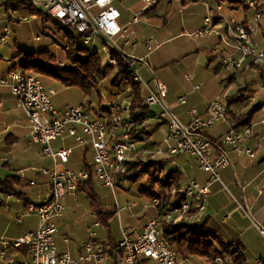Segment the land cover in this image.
I'll use <instances>...</instances> for the list:
<instances>
[{
    "label": "built area",
    "instance_id": "1",
    "mask_svg": "<svg viewBox=\"0 0 264 264\" xmlns=\"http://www.w3.org/2000/svg\"><path fill=\"white\" fill-rule=\"evenodd\" d=\"M34 8L46 12L52 19L75 32L82 37L83 44L91 52H97L96 40L102 41L108 46V52L114 50L117 53L126 54L123 47L133 46L135 32L130 28L140 23L138 13L128 26H121L120 11L114 6L116 0H24ZM145 9L158 3L157 0H143ZM203 1V0H193ZM246 7L254 11V23L245 26L235 19H224L221 22L226 33L221 34L222 41L229 49L241 55L237 62L233 57H222L223 63L228 69L240 68L244 61L251 59L252 63L259 67L263 77L261 87L263 98L260 103L264 112V51L257 48L255 36L258 32L264 34V3L249 0ZM27 17L20 15V11L11 10L8 13L0 12V45L8 44L11 37V26L26 21ZM212 18L207 17L204 21L205 28L199 30L198 36L214 34L210 31ZM149 39L145 45L148 51L153 52ZM215 54L217 51H214ZM149 57V55H146ZM129 71L133 74V80L141 83L138 71V63L146 58H137L128 55ZM112 66L116 61L110 59ZM63 67L62 63H59ZM192 81L190 75L186 76ZM198 85L194 90H199ZM149 92L145 98V104L151 108L162 106L164 109L159 114V121H165L168 133L163 142L151 150L144 148L137 150V143L129 140L135 130L131 118V101L117 98L116 101L108 102L106 115L93 117L90 109L85 105L59 111L53 104L54 92L47 89L40 76L29 74L20 70L11 69L8 74L0 79V90L9 89L28 120L31 129V143L43 147L46 155L52 157L61 164H68L72 149L60 148L54 150L52 143L58 140L74 139L78 147L90 146L94 151L91 173L88 171L57 170L44 171L49 176L52 186L50 197L41 205H28L25 213L34 214L39 219V227L35 232L28 233L14 241L16 248L26 247L29 250L31 260L26 264H84L85 262H101L109 250L102 248L93 240L96 236L94 231L89 232V240L83 245L84 253L78 259H73L69 254H59L55 245V237L58 233V221L63 216L65 206L63 201L67 196L78 197L80 186L86 184L90 178L101 186L115 191L117 176L126 172V162L146 156L147 159L157 160L167 155L170 165H176L174 159L182 155L195 158L199 169L210 176L207 186H202L197 181H190L182 188L184 201L174 212H169L163 219H152L145 230L135 237L124 232L117 249H111L115 254L117 264H180L178 252L170 247L162 238V221H171L175 215L178 220H186L192 223L202 222L205 214L204 197L209 195V185L220 182V172L231 166L226 156V149L231 148L238 155H247L254 158V153L246 149L244 143L253 136V126H248L241 131L230 129L222 138L221 142H213L207 136L210 129L221 122H226L228 110L226 100L217 98L212 101L205 115H200L197 110L191 109L189 114L191 122L182 124L166 107L165 101L168 95L167 86L159 80L154 86L144 85ZM181 105L187 104V98L178 99ZM150 120L143 123L148 127ZM219 143V144H217ZM216 152L218 154H216ZM173 189L172 195H176ZM158 200L152 201V206L157 207ZM94 224V228L99 227ZM261 234L264 229L259 226ZM185 258L182 264L188 263ZM212 264H234L230 258L219 257ZM7 264H16L8 260ZM256 264H264L256 260Z\"/></svg>",
    "mask_w": 264,
    "mask_h": 264
},
{
    "label": "crops",
    "instance_id": "2",
    "mask_svg": "<svg viewBox=\"0 0 264 264\" xmlns=\"http://www.w3.org/2000/svg\"><path fill=\"white\" fill-rule=\"evenodd\" d=\"M157 1L158 5L154 6V10H148L143 14L148 15V19H145L146 21L154 18L152 20L156 22V30L161 29L166 33L169 31L172 35L177 32L175 31L177 29L176 27H180V33L173 34L169 40L182 36V32L184 33L186 30L185 27L197 21L194 14L198 10L201 11L202 24L196 31L200 30L207 17H211L212 25L210 31L213 30V32H216L199 37L198 41L200 45L194 53V57L198 60L201 51L203 50L205 52L204 61L206 71H204V74L210 81L206 82L203 90H194L198 85L203 86L202 82L197 80L198 70L201 66L194 67V75H186H190L193 78L192 81L186 79V82L189 84L192 82L189 97L184 94V87L178 79H173L166 83L159 80L168 89V95L165 101L166 107L182 124L187 125L191 122V116L189 114L191 109L197 110L201 116L205 115L207 107L212 101L223 97L229 100L235 99L244 88L246 90L245 94L249 96L247 105L229 108L230 115L239 116L247 112L252 105L261 102L260 100L263 98L261 90L263 77L260 75L259 70L251 67L250 59L244 61L241 67L235 70L224 68L225 65L221 63V57L223 56L226 58L233 57L237 62L241 59L239 53H236L226 46L219 33H226L225 28L221 26L223 25L221 22L224 19H235L237 22L250 24L249 22L252 21L254 11L246 7V3L249 0H240L242 4L219 3L218 0H203L199 2L193 0ZM256 1L258 3H264V0ZM118 3L130 6L135 15L145 11V3L143 0H116L114 3L116 8ZM171 7H175V10L178 9L177 14H175L176 12L171 14ZM183 13L184 18H182ZM20 15L27 16L28 14L20 12ZM178 15H180V19L177 22L175 20ZM119 23L121 26H128L131 22L122 19L121 13ZM150 38L153 39V37ZM255 40L258 46L257 48L264 51L261 48L263 44L257 35L255 36ZM153 41L155 40L153 39ZM5 46L7 44L0 45V59H5L13 54V50L10 49L7 51V47ZM132 47V52L126 54L141 59L142 57H139L136 53L138 44L135 43V40H133ZM6 51L8 56L3 54ZM214 51H217L216 54ZM221 53L222 56L218 58V55ZM2 54L3 57L1 56ZM24 54L26 53L19 50V52L16 51L15 55L13 54V57L21 58V61H23ZM15 66L18 65H13V67ZM6 68L0 66V79L4 78L11 70L7 71ZM216 68L217 71H215ZM218 82L221 85H217ZM44 85L47 89L55 92L52 85ZM141 85L146 90L144 83L142 84V80ZM61 87L62 89H66L62 85ZM150 87L152 88V86ZM197 92L201 93L198 95L196 94ZM147 93L149 95L148 91ZM182 97H187V104L181 105L178 103V99ZM78 106L80 105H76L75 107ZM55 107L59 111L73 108L67 106ZM157 107L158 109L156 111L151 110L156 115H159L164 108L162 106ZM0 110V180L16 176L20 178L22 185L19 187V192L22 194L21 197L0 194V264H7L8 260H12L16 264H26L31 260L29 250L26 247L16 248L13 246V243L28 233L35 232L39 227L38 217L34 214L25 213V209L28 205L38 206L50 197L52 186L49 176L44 174V171H54L55 169L71 170L74 172L83 171L87 165H92L94 151L90 146L78 147L74 139L55 141L52 143V148L55 151L60 148L72 149L69 163L61 164L46 155L42 146L31 143L30 123H28L24 111L18 107L17 101L9 89L0 90ZM98 116L102 117L103 115L98 112ZM160 122L162 121H157L156 124ZM164 126L168 131L167 123H164ZM219 126H225L223 132H219ZM232 126L234 124L231 116H229L226 122L218 123L214 128L210 129L207 136L213 142H221L222 138L229 132ZM251 126H253V136L243 146L254 153V158H250L247 155H238L231 148L226 149V156H228L231 166L224 168L220 172V182H213L209 185V195H206L203 199L205 214L202 221L205 223L206 230L217 236L224 243L241 242L246 250L245 257L247 264H256V260L264 262V249H260L256 245L250 234L252 228H255L262 240H264V234L262 235L259 230V226L264 229V112L262 110L254 115ZM217 127L219 128L216 129ZM212 131L213 135L210 134ZM154 136L148 141L152 143L151 145L145 143L147 144L146 147L151 150H155L158 146V143L153 140ZM23 139L29 142V146L33 145L36 147L34 150L39 157L38 165L40 167L38 170L33 168V175L29 178L26 176L27 169L23 170L13 167L17 169V175L11 174L12 166L10 157L16 152L18 145ZM216 154L218 153L216 152ZM90 158L91 161L89 162ZM176 158H180V161L177 162ZM159 160L167 161L160 158L157 159V161ZM174 161L176 165L173 166L175 167L173 170L179 171L182 174L181 188L185 187L187 185L186 183L190 181H197L202 186L208 185L210 176L199 169L194 157L182 155L175 157ZM95 183L98 182L94 181L96 188ZM101 187L104 190H109L113 197V200L109 197V199L106 198L104 201L96 190L97 195L107 210L115 208V214L109 221V225L107 227L100 225L94 228V224L99 221L88 196L84 192L80 191L76 199L73 196H67L63 201L65 210L63 216L58 221V233L55 237V245L59 254H69L73 259L80 258L84 253L83 245L89 240L88 234L91 230L96 234L93 241L102 248L109 250V252L101 262L89 261L84 264H117L118 257L112 254L110 250L115 249L113 245L116 244L117 246L118 242L123 239L124 232L135 237L145 230L152 219L158 217L157 208L152 206V200L148 199L145 194H141L142 189L139 190L136 196L129 197L127 195L124 200V206H120L121 204L118 200L119 197L116 189L112 191L109 188ZM107 199L112 201L111 205ZM113 203L115 204L113 205ZM127 209L128 212L125 213L124 210ZM258 256L260 258H257L255 262L250 261L251 257L256 258ZM179 263L182 264L181 259ZM185 264L212 263H209L205 258L190 257L189 262Z\"/></svg>",
    "mask_w": 264,
    "mask_h": 264
},
{
    "label": "trees",
    "instance_id": "3",
    "mask_svg": "<svg viewBox=\"0 0 264 264\" xmlns=\"http://www.w3.org/2000/svg\"><path fill=\"white\" fill-rule=\"evenodd\" d=\"M218 2L242 4L240 0H218ZM157 5L149 7L143 13H146L148 10H154V6ZM11 10L39 17L44 23H52L55 29L63 32L68 39V43L64 49L65 60H59L56 55L49 51L26 53L23 55L24 59L20 65L13 67V69L23 72L29 71L33 74L36 73L41 79L42 77H48L57 82L59 81L64 88H78L85 96L90 95L93 89L97 88L98 83L106 79L108 70L116 69V76L111 82V87L116 89V92L110 91L109 93L110 96L114 97L112 101H116L119 97L132 103L131 118L135 125V130L130 135L129 140L137 144L143 143L144 147L142 149L147 148V144H152L148 141L166 122L163 121L156 124L159 121V115H156L145 104V98L148 96V93L142 88L140 82L133 80V74L129 71L127 63L128 55L110 50L111 59L116 61V65L112 66L111 63L103 65L98 51L91 52L83 44L82 37L72 30L63 27L59 21L52 19L46 12L32 7L24 0H8L0 4V12L5 11L8 13ZM244 25L247 26L248 24L245 22ZM250 61L251 67L259 70V67L255 66L251 59ZM59 63H62L63 67H60ZM215 71H217V68ZM245 92L244 88L239 92L240 95L238 97L230 100L227 99L226 101L227 116L228 118L231 116L234 124L231 128L238 131L251 126L254 115L261 110L260 102L259 104L252 105L247 112L239 116L230 115L229 108L247 105L249 96ZM87 108L92 109V107ZM106 108V106L101 107L100 110L106 111ZM148 119L150 123L148 127H144L143 123ZM169 163L168 160L157 161L150 158L142 159V157H138L136 160L127 161L125 164L126 172L117 176V185L121 183L135 184L139 180L142 181V179L147 178L146 184L149 185V189L143 188L141 194H145L152 201H159L156 207L158 219H163L169 212H174L173 210L179 208L185 199L181 191L182 174L179 171L173 170L175 167H171ZM166 167H170V169L165 171ZM91 169L92 165H87L84 171L91 173ZM21 186V180L16 176L0 180V194L21 197L22 194L19 192V187ZM173 189L177 191L175 196L172 195ZM80 191L88 196L97 215L98 223L101 226L103 225V227H107L115 214V208L107 210L102 204V200H100L96 193L94 179L90 178L86 184L80 186ZM178 218L179 216L175 215L171 221L163 220L160 225L162 238L170 247L178 252L179 261L180 259L183 261L185 258L190 257H201L211 263L217 258L222 257L224 259L230 258L234 264H247L245 257L246 250L241 242L224 243L217 236L206 230L203 221L192 223L184 219L178 220ZM117 247L118 245H113V248Z\"/></svg>",
    "mask_w": 264,
    "mask_h": 264
},
{
    "label": "rangeland",
    "instance_id": "4",
    "mask_svg": "<svg viewBox=\"0 0 264 264\" xmlns=\"http://www.w3.org/2000/svg\"><path fill=\"white\" fill-rule=\"evenodd\" d=\"M8 0H0V4L6 2ZM118 10L122 13V19L127 20L128 22H132L133 18L136 16L134 11L130 8V6L122 5L121 3L116 5ZM177 9V7H176ZM176 12V13H175ZM178 9L175 10V7H171V14H177ZM182 14V13H181ZM26 21L21 23H14L10 30H11V37L9 44H7V51L10 49L13 50V54H16V51L19 50L23 51L24 53H35L41 51H49L56 55L59 60H65V47L68 43V39L65 37L63 32H60L58 29H55L52 23H44L43 20L36 16L27 15ZM194 17L196 18V22L186 26V30L184 33L182 32V36L176 37L172 40H169L173 34H179L180 27H176L177 29L175 33L171 35V32H164L163 30L159 29L156 30V22H154L152 18L150 21H146L148 19L147 14H140L141 23L136 26H131L130 28L136 33L135 43L138 44L137 55L142 58H146L147 54L149 57L145 59L144 62L138 63V71L140 78L142 80V84L154 86L156 80H161L162 82H170L173 79H178L180 83H182L185 95L189 97L192 87L191 83L189 84L186 82V75L193 74L194 75V67L201 66L198 70V78L202 82L203 86H200V90H203L206 86V82L210 81L208 77L204 74L205 69V61L204 56L205 52L202 50L198 60L196 59L195 52L198 50L200 42L198 31H196L202 24L201 18V11L198 10L195 12ZM184 18V13L182 15ZM180 15L177 16L175 21H179ZM254 16L252 17V21H250L248 25H252L254 23ZM222 26V25H221ZM205 26L200 28V30L204 29ZM257 37L261 40L263 44L261 48L264 49V34L262 32H258ZM153 37L155 41L150 44L153 52L148 51V46L145 45L147 40ZM163 41H165L163 43ZM133 44V42H132ZM96 48L98 49L99 55L102 58L103 65H108L110 63L111 55L108 52V46L103 44L100 40H96ZM123 47L124 52L130 53L132 52L133 47ZM131 48V49H130ZM7 51L3 53L5 56H8ZM3 54L1 55L3 57ZM13 54L8 56L5 59H0V66L7 67L6 70H10L13 68V65L17 64L20 65L21 58L13 57ZM222 56V53L218 55V58ZM16 58V59H15ZM222 59V57H221ZM4 60V61H2ZM223 65V64H222ZM224 66V65H223ZM196 67V68H197ZM204 68V70H202ZM224 68H227L224 66ZM231 71V70H229ZM117 70H108L107 77L105 80H102L98 83L97 88L93 89L90 95L85 96L84 93L78 88H66L62 89L61 83L56 80L50 79L48 77H42V81L48 85H52L54 92L53 104L55 106H67V107H75L76 105H85L87 107H92L90 110V114L93 117H98V112L101 115L105 116L106 113L104 110H100L101 107H105L108 102H113L112 96H110V91L116 92V89L111 87V82L116 76ZM29 74H33L28 71ZM36 74V73H35ZM39 76V75H38ZM217 85H221L218 82ZM194 93V92H193ZM201 92H197L196 94H200ZM186 97V98H187ZM116 98V97H115ZM224 98V97H223ZM227 101V98L225 99ZM252 103V102H251ZM153 111L158 109L157 106L151 107ZM22 110V109H21ZM1 111V110H0ZM23 111V110H22ZM220 127V126H219ZM217 127L216 129H218ZM219 132H223L225 126H221L219 128ZM218 132V133H219ZM168 131L166 127L163 125L155 134L153 140L154 142L158 143V146L163 142L164 138ZM213 135V131L210 132ZM144 144L139 143L137 145V150L141 149ZM36 147L33 145L29 146V142L23 139L21 140L20 144L17 147L16 152L10 157L11 166H12V173L13 175H17V169H27L26 176L29 178L33 175L32 169L36 168L39 169L38 159L36 151L34 150ZM189 156V155H188ZM147 158L143 156L142 159ZM168 156L164 155L160 157V159L168 160ZM177 162L180 161V158H176ZM91 161V158L89 162ZM169 163V162H168ZM170 164V163H169ZM171 166V165H170ZM14 167V168H13ZM1 168V167H0ZM170 167H166L165 171H168ZM146 179L144 178L139 180L135 184L129 183H121L116 187V193L119 197L120 206H124L125 197L128 195L129 197L136 196L139 193V190L145 188L149 189V185L146 184ZM97 193L102 197L105 201L106 198L109 197L113 200L112 194H110L109 190H104L100 184L95 183ZM157 190V189H156ZM121 195V196H120ZM110 205L112 201L108 200ZM115 203H113L114 205ZM125 213L128 212L124 210ZM251 237L254 239L256 245L260 249H264V240H262L259 233L252 228L251 230ZM260 258L258 257H251L250 261H254ZM251 264V263H250ZM253 264V263H252Z\"/></svg>",
    "mask_w": 264,
    "mask_h": 264
},
{
    "label": "bare ground",
    "instance_id": "5",
    "mask_svg": "<svg viewBox=\"0 0 264 264\" xmlns=\"http://www.w3.org/2000/svg\"><path fill=\"white\" fill-rule=\"evenodd\" d=\"M43 203H44V202H43ZM43 203H42V204H43ZM40 205H41V204H40ZM34 206H35V205H34ZM38 206H39V205H38ZM118 245H119V243H118ZM117 248H118V247H117ZM117 248H115V249H117ZM262 262H263V261H262ZM263 263H264V262H263Z\"/></svg>",
    "mask_w": 264,
    "mask_h": 264
}]
</instances>
